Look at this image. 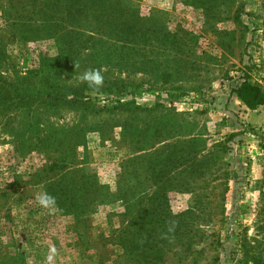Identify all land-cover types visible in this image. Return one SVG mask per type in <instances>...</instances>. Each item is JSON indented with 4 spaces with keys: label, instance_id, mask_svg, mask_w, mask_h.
I'll use <instances>...</instances> for the list:
<instances>
[{
    "label": "rangeland",
    "instance_id": "374dc122",
    "mask_svg": "<svg viewBox=\"0 0 264 264\" xmlns=\"http://www.w3.org/2000/svg\"><path fill=\"white\" fill-rule=\"evenodd\" d=\"M138 6L146 45L141 73L130 80L143 88L120 97L126 109L100 98L87 108L37 106L11 111L10 120L0 116V264H47L52 247V264L148 261L110 244L119 218L109 223L107 215L121 212V202L97 206L85 227L37 205L41 191L27 182L46 158L17 157L13 135L24 126L42 138L68 134L76 131L74 122L83 124L86 150L77 147L76 154L86 172L111 191L122 177L130 205L140 198L145 226L159 232L154 241L170 245L156 264H234L241 244L261 257L249 264H264V107L248 109L234 93L246 77L264 89V0H141ZM5 42L20 73L57 54L52 40ZM170 221L183 234L175 228L162 239ZM176 244L184 251L171 247Z\"/></svg>",
    "mask_w": 264,
    "mask_h": 264
},
{
    "label": "trees",
    "instance_id": "16d2710c",
    "mask_svg": "<svg viewBox=\"0 0 264 264\" xmlns=\"http://www.w3.org/2000/svg\"><path fill=\"white\" fill-rule=\"evenodd\" d=\"M140 1L0 0V33L6 35L3 38L0 34V116L10 120L8 113L11 111L26 112L37 106H46L52 111L87 108L100 98L115 102L117 105L112 106L113 109H126L129 104L122 103L120 97L130 90L143 88V83L130 80L141 73L144 63L142 52L147 30L145 19L139 12ZM154 32L155 29L151 30V34ZM6 40L21 45L52 40L57 54L41 58L36 70L20 73L7 55ZM88 69L102 71L104 85L99 93H93L78 79ZM234 93L248 109L264 107V89L250 82L249 77ZM104 108L106 105L100 110ZM82 125L74 122L75 132H59L43 138L28 131L30 126L14 133L13 146L17 157L25 158L32 152H40L46 158V163L30 175L27 183L54 196L59 210L53 214L71 217L76 227H85L97 206L121 202V212L107 215L109 223L112 217L119 218L110 244L123 252L137 253L148 259L146 264H156L158 253L169 250L170 245L154 241L159 232L154 226H145L143 220L147 215L140 205V198L130 205L127 185L122 177L117 178L115 191H111L110 187L100 185L86 172L83 160H79L76 154L77 147L86 150L85 139L79 130ZM133 160L127 159L125 164L128 166ZM92 192L94 195L90 194ZM151 208L154 215L158 211L155 199ZM176 229L183 234L180 225ZM238 246L243 253L234 264H249L261 258L254 247ZM171 247L177 251L185 249L177 244Z\"/></svg>",
    "mask_w": 264,
    "mask_h": 264
},
{
    "label": "clouds",
    "instance_id": "9594fccd",
    "mask_svg": "<svg viewBox=\"0 0 264 264\" xmlns=\"http://www.w3.org/2000/svg\"><path fill=\"white\" fill-rule=\"evenodd\" d=\"M78 65H75L77 67ZM78 79L86 83L90 89H92L93 93H99L104 85V76L100 69H88L83 72ZM35 201L39 207L48 211L49 213H55L58 211V205L56 198L50 195L47 191H41L37 193L35 196ZM177 223L175 221H170L167 229V233L162 235V239H169L170 233H174ZM57 254V250L55 247H52L49 250V255L47 256V264H52L55 256Z\"/></svg>",
    "mask_w": 264,
    "mask_h": 264
}]
</instances>
